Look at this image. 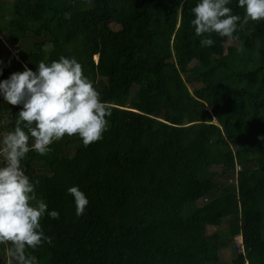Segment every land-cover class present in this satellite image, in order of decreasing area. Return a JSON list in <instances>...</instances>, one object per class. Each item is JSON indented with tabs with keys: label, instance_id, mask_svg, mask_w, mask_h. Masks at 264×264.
<instances>
[{
	"label": "trees",
	"instance_id": "16d2710c",
	"mask_svg": "<svg viewBox=\"0 0 264 264\" xmlns=\"http://www.w3.org/2000/svg\"><path fill=\"white\" fill-rule=\"evenodd\" d=\"M196 3L0 0V36L23 47L0 57V80L74 57L111 108L101 140L66 135L22 161L59 212L40 221L52 243L26 250L39 264H222L233 246L231 264H264V21L202 47ZM20 110L0 97L7 131ZM72 186L89 201L81 216Z\"/></svg>",
	"mask_w": 264,
	"mask_h": 264
},
{
	"label": "clouds",
	"instance_id": "9594fccd",
	"mask_svg": "<svg viewBox=\"0 0 264 264\" xmlns=\"http://www.w3.org/2000/svg\"><path fill=\"white\" fill-rule=\"evenodd\" d=\"M230 2L197 0L190 9L195 34H209L199 41L202 47L214 43L213 33L235 39L234 33L249 21H264V0H237L243 17L233 14ZM0 97L6 104L21 106L12 130L0 136V244H7V255L15 264H39L26 250L52 243L40 221L45 214L58 220L59 212L48 210L47 203L37 199L38 181L30 180L22 161L30 151L50 153L51 145L66 135L78 136L84 147L101 140L108 130L111 108L84 75L82 65L65 56L41 61L35 71L25 65L23 71L0 80ZM7 124L0 119V128ZM67 193L73 198L75 214L83 215L89 204L85 193L79 186L69 187Z\"/></svg>",
	"mask_w": 264,
	"mask_h": 264
},
{
	"label": "rangeland",
	"instance_id": "374dc122",
	"mask_svg": "<svg viewBox=\"0 0 264 264\" xmlns=\"http://www.w3.org/2000/svg\"><path fill=\"white\" fill-rule=\"evenodd\" d=\"M13 0H3V2H6V4H8L9 6L10 3L12 2ZM7 5V6H8ZM113 27L115 28V30H118L119 27H116V25H113ZM34 39V38H33ZM22 45H18V44H13L12 41H10L5 35H1L0 36V57H4L5 55H7V53H11L15 58H19L18 57V49L19 50H22ZM95 62H97L98 58L95 57L94 58ZM14 108L18 107V105L14 106ZM0 119H6L8 121V118L7 116L5 117H0ZM215 121V120H214ZM5 129V127H4ZM7 130H0V136H2L3 134H6ZM212 170H214L218 175L219 177L216 178L219 182H221L224 178V176H222V170L220 169V167H215L213 168ZM226 181V180H225ZM224 181V182H225ZM202 200L198 201L197 202V206H201L202 205ZM219 205H223V204H219ZM224 225H226L228 222L225 220L224 222ZM213 228L212 227H209L208 228V233L209 234H212L213 232ZM237 237V238H236ZM236 240H241L239 238V236H236ZM234 238V239H235ZM4 245V250L2 249V244H0V264H15V262L7 255V244H3ZM238 246V245H237ZM234 246L232 248H229L227 250H224L221 252V263L222 264H231L233 258H234Z\"/></svg>",
	"mask_w": 264,
	"mask_h": 264
},
{
	"label": "built area",
	"instance_id": "2783aa9c",
	"mask_svg": "<svg viewBox=\"0 0 264 264\" xmlns=\"http://www.w3.org/2000/svg\"><path fill=\"white\" fill-rule=\"evenodd\" d=\"M239 169V168H238ZM237 238V237H236ZM236 238H235V242H236V245H238L237 247H238V252H243V240H242V237L241 236H239V238L241 239V240H236Z\"/></svg>",
	"mask_w": 264,
	"mask_h": 264
}]
</instances>
